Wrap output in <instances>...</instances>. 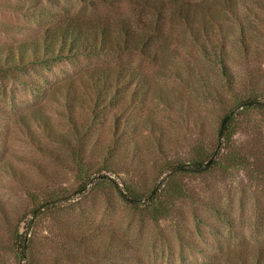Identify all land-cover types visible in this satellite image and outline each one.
<instances>
[{"label": "rangeland", "instance_id": "374dc122", "mask_svg": "<svg viewBox=\"0 0 264 264\" xmlns=\"http://www.w3.org/2000/svg\"><path fill=\"white\" fill-rule=\"evenodd\" d=\"M18 1L0 0L2 56L7 45L40 36L55 13L107 21L114 30L120 21L136 25L155 16L134 0H24L22 12L5 7ZM179 1L161 0L156 59L77 55L0 75V264H228L238 246L252 253L264 247V10L258 0H236L243 27L219 0H183L200 15L199 40L225 46V77L223 65L204 58L174 14ZM203 21L212 33L204 34ZM108 62L141 70L150 89L96 106L81 80L87 67ZM70 83L72 111L64 95ZM230 109L239 114L233 149L250 167L178 171L206 152L215 158L220 121ZM39 114L63 142L33 121ZM132 190L141 199L127 201Z\"/></svg>", "mask_w": 264, "mask_h": 264}, {"label": "trees", "instance_id": "16d2710c", "mask_svg": "<svg viewBox=\"0 0 264 264\" xmlns=\"http://www.w3.org/2000/svg\"><path fill=\"white\" fill-rule=\"evenodd\" d=\"M82 1L95 4L98 0ZM134 1L137 6L149 10L155 16L150 20L138 19L136 25L127 19L120 21L115 30L112 29V26L107 21H85L76 19L68 13H55V18L43 29L40 36L21 41L18 44L7 45V53L4 56L1 55L0 51V75L8 74L14 70H25L33 64L77 55L99 57L103 55L118 56L140 53L145 57L156 59L159 55L157 39L164 32V12L161 0ZM256 3L264 10V1L258 0ZM24 5V0H21L18 2H8L5 7L11 11L22 12L25 10ZM219 5L239 20L243 18L240 13V4L236 0H219ZM190 6V3L180 0L175 3L173 8L174 14L184 22L192 37L199 42V50L202 52L204 58L221 63L223 65V74L225 77H230V73L226 67L227 52L225 51V46L217 49L215 46L209 47L206 43L199 40L197 25L200 15L198 14V10H194ZM241 22L244 27V19H241ZM202 26L205 35L212 33L213 29L208 27L206 22L203 21ZM249 27L256 29L257 24L250 22ZM219 29L221 30V28ZM240 40L244 50H247L248 42L245 38L244 30L241 32ZM84 73L86 78L81 80V84L85 89L91 88L94 91L96 106L104 101L109 103L107 105L114 104L116 101L119 102L122 97H125V94L131 100L139 98L151 86L148 76L129 63H102L87 67ZM64 95H66L68 110L72 111L74 108V95H76V89L72 83L66 88ZM68 100H71V102ZM241 101L239 102V98L237 99L238 107L245 105ZM71 119L75 123V118L71 117ZM22 121L27 125V129H31L30 124H28L25 118H22ZM33 121L47 133V137L55 141H62L53 133L52 123L45 114L36 115L33 117ZM238 126L239 114L234 109H230L220 121L219 141L221 149L215 155V158H210L208 152H206L200 155L199 159H193L189 164L178 168V171L201 173L221 164L249 168L250 162L247 157L233 149L234 136ZM118 128L119 122L117 121L116 130ZM34 142L40 144L36 139ZM222 151L224 153H221ZM175 186L177 188L179 184H175ZM131 193L130 196L132 197L124 196L127 201L134 202L141 199L135 190H132ZM153 193L155 192L153 191ZM151 197L152 200L150 202L155 203L150 208L156 213L155 211L159 208L157 196L151 195ZM19 237L21 239L18 240V247L21 254L26 257L25 254L29 246L26 244V238H23L24 235ZM113 242V245L116 246V239ZM255 251L252 253L243 246H238L235 257L228 264H264V247L259 246Z\"/></svg>", "mask_w": 264, "mask_h": 264}]
</instances>
